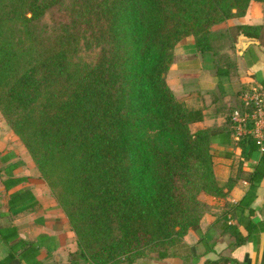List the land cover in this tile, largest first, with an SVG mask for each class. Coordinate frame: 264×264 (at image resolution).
Listing matches in <instances>:
<instances>
[{
    "label": "trees",
    "instance_id": "obj_1",
    "mask_svg": "<svg viewBox=\"0 0 264 264\" xmlns=\"http://www.w3.org/2000/svg\"><path fill=\"white\" fill-rule=\"evenodd\" d=\"M253 1L264 3L0 0V46L13 49L0 61V75H10L0 111L70 221L79 250L69 264L185 259L184 239L206 212L201 196H225L212 139L236 125L235 111L251 109L238 101L224 128L193 133L203 113L174 95L167 75L187 38L230 69L223 53L238 34L216 27Z\"/></svg>",
    "mask_w": 264,
    "mask_h": 264
},
{
    "label": "crops",
    "instance_id": "obj_2",
    "mask_svg": "<svg viewBox=\"0 0 264 264\" xmlns=\"http://www.w3.org/2000/svg\"><path fill=\"white\" fill-rule=\"evenodd\" d=\"M239 27L260 29L239 33ZM216 29L238 34L235 49L223 53L230 56V69L218 68L212 54L199 53L187 38L167 75L174 95L203 113V121L191 125L193 133L224 128L229 109L255 87L264 92V3L251 2L245 16ZM229 130L214 136L211 146L225 196H201L206 212L198 230L184 239L190 249L185 259L155 257L136 264H264V151L249 139L241 141L236 125ZM240 240L245 242L237 245ZM78 250L66 213L0 111V264H69Z\"/></svg>",
    "mask_w": 264,
    "mask_h": 264
},
{
    "label": "built area",
    "instance_id": "obj_3",
    "mask_svg": "<svg viewBox=\"0 0 264 264\" xmlns=\"http://www.w3.org/2000/svg\"><path fill=\"white\" fill-rule=\"evenodd\" d=\"M246 108L250 107V112L241 113L236 111L234 113V121L238 128L239 136L246 134L253 137L257 146L264 151V92L262 88L255 87L249 92L244 100ZM251 124V130H247L248 124Z\"/></svg>",
    "mask_w": 264,
    "mask_h": 264
},
{
    "label": "rangeland",
    "instance_id": "obj_4",
    "mask_svg": "<svg viewBox=\"0 0 264 264\" xmlns=\"http://www.w3.org/2000/svg\"><path fill=\"white\" fill-rule=\"evenodd\" d=\"M0 50L3 51L4 53L0 56V61L5 57V54L8 53V52H12V48H9L7 46H0ZM12 54V53H11ZM9 76L10 75H0V82H7L8 79H9ZM62 172L59 168V166L55 165L53 166L52 168H50V176L53 178V179H58L60 176H61ZM42 180H44L46 182V180L41 177ZM47 183V182H46Z\"/></svg>",
    "mask_w": 264,
    "mask_h": 264
},
{
    "label": "water",
    "instance_id": "obj_5",
    "mask_svg": "<svg viewBox=\"0 0 264 264\" xmlns=\"http://www.w3.org/2000/svg\"><path fill=\"white\" fill-rule=\"evenodd\" d=\"M242 41H243V47H244L246 45L247 40L245 38H243Z\"/></svg>",
    "mask_w": 264,
    "mask_h": 264
}]
</instances>
